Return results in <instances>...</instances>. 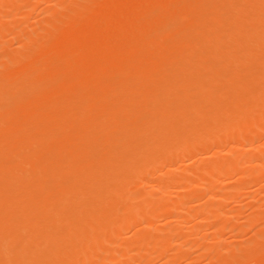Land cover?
Masks as SVG:
<instances>
[{"label": "bare ground", "instance_id": "obj_1", "mask_svg": "<svg viewBox=\"0 0 264 264\" xmlns=\"http://www.w3.org/2000/svg\"><path fill=\"white\" fill-rule=\"evenodd\" d=\"M0 1L3 3V0H0ZM5 1L7 2L12 1L13 3V0H5ZM82 1H86V0H82ZM105 1L103 3L104 5L101 2H99V5L97 6H98V9L101 6H103L102 8H100L101 10L106 5L104 9L107 8L105 10L106 11L105 13L106 15L109 14L108 16L109 19L106 18L107 16H105V19L103 18L99 19L98 15L95 16V14H97L96 11H98L97 8H95L97 6L95 7L93 6L92 8L88 6L87 4L85 5L84 2L80 1L79 7L83 5V7L86 6V8H89L88 10L83 9L80 11L79 16L81 14L83 16V18L82 17H80L81 19L79 18L81 21H78V23L81 22V25L79 24V26H81L80 28L78 27L77 22L76 24V23H73L72 21L71 23H69L71 24V26L62 25L60 27L59 25H57V28L59 26L58 31L56 32L54 29H53L54 31L52 30V32H54L55 34V37H52V39H50L51 36L49 35L50 37L48 38L50 40L49 39L44 40L45 38L42 37L44 38L42 45L41 43H39V46H37V48L36 46L34 48L31 47L35 51H33V49L31 50V48L25 49V51L27 50L29 51L26 52V54H23L25 51L22 54L20 53L19 56H21V58L17 55V57L19 58V61L15 59L14 57L16 55L15 53V55L12 56L10 60H12L11 62L13 63L15 59L19 63H16L15 66L13 65L14 66L13 71L10 68L9 70H6V71L4 70V72H8V73L0 74V264H85L86 260L88 259L87 257L90 255L91 249L96 248L97 246L99 247V244L101 243L104 245V241L106 245L107 241L109 242L110 239L111 241L113 240L111 236L109 235L110 239L108 240L107 238V241H106L105 234L106 232L107 233L109 232L110 228H112V226L110 225H112L113 223L112 224L111 222L110 224L104 223L105 218L108 216L110 209L116 206V205H113V207L111 208V205L115 201L119 200L120 198H123L126 193H130L129 187L131 186L130 184L132 183V181H134V179L138 178L137 180L139 181L141 177L140 175L144 173L145 171L148 172L149 168H152L154 166H155L154 169H156V166H158L157 163H160V167H162V164L164 166V164L167 163L164 166V169L167 168V170L165 169V173L163 174L166 176H169L171 170L175 171L174 168H172L173 167L172 165L175 166V162L177 160L179 161V158H180L179 156L181 154L183 155V153H185V151H187L190 147H192L191 149H196V146H197L196 144H198V146L205 147V145L203 146L201 144L203 142H205L206 144V141H210V139L208 138H211V139L213 138V140H216V138L221 137V136L212 137L213 135L215 134L218 135L219 133L218 130L222 125L220 121L221 117L219 118V116L220 114H222L221 113L222 110L225 109V107H223L222 105L224 104V102L223 103L220 102L221 100L217 98V94L221 97L219 92H221V90L222 91L226 90L224 94H229V96L235 97V101L234 99L231 100L232 102L230 101L231 104H233V101L234 103L237 102L238 97H239V100L241 101L243 98L245 99V97L247 98L249 96L251 97L256 96V94L254 95L252 91H255L256 93L255 89L259 90V88L257 87L260 86L259 85L260 82H257V81L255 82L253 79H257L256 77H258V75H259L258 79L260 78L261 75H264L263 74L264 64L262 65L261 63L262 55H260L261 56V58L259 59L261 60L260 62L257 60L258 58L256 59L254 57L256 61L254 59L253 60L255 61L257 65L253 63L254 61H251L252 62L251 67H254V68L250 69V65H248L249 67L245 65L247 66V68H245V71L250 69L249 73L254 74L255 72V77L254 75H252L251 76L252 81H249L250 83L248 84L245 81H241L243 78H241L240 80V78L237 77V74L239 73V72L237 73V71H239L237 70V68L240 69V67L237 65L239 64V62H237V64L235 62V64L233 65L232 63L229 64L230 63L229 60H228L229 63L226 60L224 63V59L222 58H224L225 54H227V53L223 54L224 53L223 51H225L223 48H226L227 45H229L228 47H230V45H235V46L230 47L232 48V50H234V51L231 50V52L236 51L238 52L237 54L240 55L241 53H239V49L241 50L243 46L247 48L251 46L250 48L252 50V47H253L252 44L260 42L261 39L262 41H264L263 40L264 37H262L264 36L263 34L264 27H262L263 29L259 27L261 26L262 23L264 24V6L262 9L260 8L262 11L259 10L260 13H257L258 19H259L258 21H260L259 22L260 25H258L259 23L257 19L255 21V18L257 17L255 14H254L255 17L252 16L255 22L254 21L252 22L253 18H251L250 15H248L249 17H246L248 19L251 18L250 24L253 23L250 25L251 27L252 25H254V23L256 24L257 22L256 28L259 27L257 32L260 33L262 31L261 32L262 35L260 34L261 36L259 34H256L257 32L253 33V35L255 34L256 39H257V42H254V40L256 41L255 36L254 38H250L253 35H248V34H252V28L250 31L246 27L247 23L246 21L244 23L245 18L243 19L242 17L243 14L245 17V13L244 12L242 14L240 13L243 11L242 8H241L242 11H237L238 14H236L235 12L238 9V5H237L238 1H234L236 3L234 4V3H231V1L226 2L229 0H225V1L224 0L222 1L212 0L213 2L210 0H204L206 3L210 1L209 3L211 5H208L209 3L206 4L203 1L204 4H206L209 7L213 6V4L215 5L214 6L216 7L215 10L217 9L216 18H215V14H214V17L212 18V13H214V11L211 12V10L210 11L207 10L208 7L206 6L205 7L200 6L201 5L200 3H202V0H200L201 2L197 0V3L199 5H196L197 3L195 0H192V2L191 0H143V1L142 0H134V1L129 0V2L131 1L133 2L132 3L133 7L131 8L129 4L128 5L126 4L127 6H129V9H127L128 7L125 8L126 6L125 4L123 5L121 4L122 1L119 2L116 0L115 3H111L112 0L111 1L109 0V1H106L107 4L105 3ZM123 1L125 3L126 0H123ZM193 1H194V4H193ZM260 1H263V0H260ZM134 2L136 5H134ZM241 3L243 2L241 1ZM20 4L18 3V5ZM24 4L28 5L29 1L27 0L26 3ZM192 5L197 6L196 8L198 9L191 8ZM69 6L67 8H69ZM248 7L250 8V6ZM122 8L124 9L121 10ZM202 8H204V10ZM80 9H82V7ZM108 9L110 10L108 11ZM115 9H116V12L118 11L119 14H122L123 11L124 12L122 15H119L118 13L115 12ZM233 9L235 10L234 11L235 15H233L234 13L231 12L233 11ZM244 9L248 10L247 8H244ZM258 9L259 7L255 9V12L256 10L258 12ZM89 10L90 11L92 10L91 13H89ZM130 10H133V11L130 12ZM194 10H197L198 12L200 11L199 13L202 12V14H206V17L208 15L207 13L208 11L209 13L211 12V15H208V18L205 17L206 19H208L206 20L204 18V15L202 17L197 11H194ZM252 10H254V6ZM2 11L0 13H2ZM9 11H6V13H9ZM128 12L130 13V16H126L129 14ZM239 13L242 16H239L240 15ZM250 14H253V13L250 12ZM158 15H160L161 18ZM194 15L197 17H200V19L201 18L203 20L205 19L207 23L211 21L212 22L211 25L215 23L213 27L212 26L208 27L207 26L208 24L206 25L208 29L210 27L212 28L211 30L209 29L208 32L206 33V35H209L208 33L212 34L213 32V35H211V37L209 36L211 38V41L213 40L212 43L209 40H207L208 37H205L203 39L199 37L202 39V40L200 39L201 42L203 40L208 41L207 42L208 45H206L207 43L203 41V45L205 43L204 49L202 48L204 46L201 47V45L200 46L198 45L197 47L203 50V55H198V53L200 52L196 51V49L194 48L195 47L194 43L196 42V39H199L197 38L199 36L198 31L202 28V25L206 24V21H203L201 19L202 25H200L201 27L200 28L198 27V24L201 23V20L199 18L197 19V17L195 18ZM54 16L55 18H58L56 17V15ZM156 16L159 22L156 21ZM238 17L239 18L242 17V18L239 19ZM58 19H55V20L57 21ZM149 19H152L154 20V22L155 21L156 22L151 23L153 21L150 20L149 22ZM212 19L214 20V22ZM13 20L14 19H12V21ZM160 20H161V24L159 26L158 23H160ZM0 21H1V17H0ZM144 21L146 22L148 21L149 22L148 24H152L150 26L153 28L156 26V24L159 26V27L157 26L156 29L150 28V30L151 29L154 30V31L152 30L150 33L153 34L155 32V34L151 36L152 38L150 39L148 37L147 38L145 37L146 40L144 39V35H143V38L141 37L142 35L141 36L139 35V31L143 28L142 23H144ZM241 21L243 22L241 23ZM5 23L8 24V22H5ZM22 23L24 24V22ZM74 24H76L78 28L74 26ZM154 24L155 26H153ZM242 24H244V26L246 25L245 27L247 28V31H250V33L248 34L246 33ZM263 24L262 26H264ZM143 25L146 27L147 24L145 23ZM1 26H2V23L0 24V32H3L4 28H2L3 26L2 27ZM119 27H121L122 29H120ZM206 28H203L204 29L203 32H206ZM214 28H216L215 29L216 31H212L214 30ZM241 28L243 30V32H241L242 34L240 33ZM235 29H239V30H235ZM175 30L177 31L180 30L181 32L179 34L181 37L180 39L182 41L181 44L179 43L180 41L178 40L179 36L178 34H176L177 31ZM226 30L230 33H227ZM237 31L241 34L240 35L241 37L238 35L239 33ZM174 32H175V35L173 34ZM7 33L9 34L10 32H7ZM147 33L149 32L147 31ZM54 34L52 35L54 36ZM123 34L125 35V37L123 36ZM223 34L225 38H226L225 35H227L228 37L227 41L228 39L232 40L231 42L232 44L229 43L225 45L228 42L225 43V40L223 39L224 38ZM228 34L233 37L231 38ZM246 34L248 35V37L246 36ZM107 35L108 36L110 35V37H107ZM145 35L148 36V34H145ZM173 36H176L175 38L178 40L177 44L178 45L180 44V47L177 44L176 46L175 42H173V41H176V39ZM202 36L204 35L202 34ZM212 36L214 38H212ZM234 36L235 37L237 36L236 40ZM172 37L175 40L174 39L172 40ZM101 38L102 40L100 41ZM103 38H105V40L106 38L113 39L116 41V43L110 44L109 41H108L109 43L108 42L106 43ZM194 38H195V42L193 41ZM248 38L251 39L250 42L252 41V44L250 45H249V40H247ZM141 39H144L145 41L149 39L150 45L147 43L148 44L147 46L145 43L147 47L145 46L144 48L145 49L148 48V49H146V52L143 49L142 52L144 53H142L140 50H139L140 52L138 51L136 52V48H138L139 43L142 41ZM113 40L111 42H114ZM144 40L142 41V44ZM169 41H171V43H169ZM222 41L224 42L222 43ZM172 42L174 45L172 44ZM100 43H104L105 45L100 44ZM246 43L248 44V46ZM169 44H171L172 46L171 45L169 46ZM143 45L141 46L139 45V48L142 47ZM222 45L223 47H221ZM173 46L176 47L177 49L172 48L168 51V48L169 47L171 48ZM247 48H243L244 51ZM261 48L263 47L261 46ZM221 51L223 53H220ZM135 52L140 53V54H136ZM227 52L230 53L229 55L230 57H232V59H235L233 57H235L234 55H236L235 54L236 52L231 54L230 49ZM253 52L258 53V51L257 52L253 51ZM197 55L198 57H196ZM221 55L223 57H221ZM251 55L256 56L255 54H251ZM201 58L203 59V61L202 60L201 61L205 62V65L208 64L212 66L211 68L209 67L210 70L207 71V73L209 74L210 72L212 73L213 76L215 74L216 76H214L213 78L214 79L217 78V80L212 79L215 82V85L212 88L213 90L209 89L211 90L209 91L207 89L210 93L208 91L203 90V86L204 88H206V84H204L205 82L203 81H206V80H201V78L203 77V73H206V71L203 72L202 75H199L198 73H196L197 72L196 70L198 71L200 70V68L198 67L201 65L200 64L198 67L195 66L197 64L196 61ZM227 59H230V58L228 57ZM220 60L223 62H221ZM216 62L221 63L220 66H219L220 63L216 65L217 69L219 66L218 71H216L217 74L215 73V70L217 69H215L216 67H214ZM226 62L228 63L229 66L233 65V68L235 67L233 72L230 71L232 66L230 67V69H228V65H226L227 64ZM251 62L249 64H251ZM212 63L214 65H212ZM224 66L227 67L225 68V70H223ZM256 68L257 70H253ZM259 68L261 71L263 70L262 71L263 73L259 71ZM204 69L207 70L208 68L207 69L204 68ZM204 69H202L201 67V70H204ZM240 70H243V69H240ZM224 71L226 73L225 75L226 76L228 75V77L222 74L224 73ZM243 71L240 72V74L242 73L241 75H243ZM218 72L221 73V75H219ZM230 72L232 73V75ZM235 72H236V76H235ZM208 74H205V75L207 76ZM194 75H195V78L193 77ZM245 75L246 76L248 75L247 72H245ZM250 75H248V80H249ZM187 77L189 78L193 77L192 79L190 78L191 82L194 79L193 83L190 82L191 83L190 87H194V89L198 87V89H196V91L193 90V92L191 91L192 93L190 95L187 93L189 95L188 96L189 98L186 97L185 99L183 96V98L180 99L178 97H182V96H179L177 91L181 90L180 87L181 88L184 87L183 85L182 87L181 84H184L183 82H187L186 81ZM208 77L210 76L208 75ZM203 79L205 78L203 77ZM251 82H252V86L254 90L253 89L250 90L251 88L249 89V87H251ZM256 83L258 84L257 86H256ZM234 85L236 86L234 87ZM246 85H248V87H246ZM243 87L245 88L243 89ZM231 88H235V89L233 90ZM228 89H231L229 93L227 92ZM186 90L187 89L184 90V88L182 89V91L184 92ZM241 90L243 94L241 93ZM248 90H250L253 93V95H251L252 93L250 91L248 93ZM188 91L190 90L188 89ZM246 92L247 94H250V93L251 94L249 96L248 95L246 96L245 95ZM222 96L224 98V101H226L225 99H227L228 97L224 96L223 94ZM5 108H6V111L4 110ZM230 109L229 111L228 110L227 111L228 112L232 111ZM246 111H247V114H250L251 112V111L249 112L248 109H246ZM253 111L251 113H254ZM239 112L242 113L243 111H239ZM243 114H246V113H243ZM245 117L246 118L243 121L244 125L242 124L241 125L242 127H240V129L243 130L245 126L246 127L251 126L250 130L255 131L254 123L252 121L251 122L248 121L249 118L247 115H245ZM189 118H191V120L193 118L197 119L198 122L195 120L197 123L193 127L191 126L190 128H186L184 126L180 128L179 124L180 126H182L181 125L182 122L179 123V121L181 120L184 122H188L187 119ZM239 118L244 119L241 116H239ZM252 118H255V115ZM191 120H189L190 123H191ZM224 120L226 122V119ZM232 121L231 123L227 121V124L228 123L232 124ZM177 123H179L178 126H177ZM259 125L261 124L259 123ZM246 130H249V129L247 128ZM243 134L245 135L244 132ZM243 134H240V136H242V139L245 137L243 140L248 141V142L253 141L254 136H256V135H253L252 137V135H249L252 137L251 139V137L249 136L243 137ZM248 137L250 141L248 140ZM213 140L211 141L214 142ZM234 140L233 142L235 143ZM198 142L201 144H199ZM209 144L210 143H208V145ZM189 150L187 152H189ZM253 150H254V147H253ZM255 152H256V148H255ZM240 155L241 153L239 155H234V157L232 158L233 161L231 160V162L228 161L229 159L227 161L225 160L224 162H222L225 164V166L223 165L222 167H221L222 163L220 164L218 162L220 164L219 170L220 168H223V167L228 168L227 171L229 169H231L232 171H234V169L235 170L238 169L240 164L245 161L243 159V156L241 157ZM220 156L222 157V155ZM177 157L178 159H176ZM262 157L264 159V156ZM113 161H119L118 164L121 166H117L118 164L117 165L111 164V162ZM153 163H156L157 165L154 164V166L151 167L150 165H153ZM263 163H264V160L262 164ZM213 165H216L218 167L217 162L216 164L213 163ZM148 166L149 168H147ZM146 168L148 170H146ZM158 168L157 170L159 171H162L163 169V167L161 170L160 168L159 169ZM210 168H211V165H210ZM261 168L263 169L264 166H261ZM164 169H163V172H164ZM211 169H213V166ZM205 170H209V169L206 168ZM173 171L171 172L174 174ZM192 171L194 172V168ZM224 171L227 173L226 169ZM222 173L224 174V172ZM255 175L256 176H253V177L257 178L258 177L257 174ZM210 176H211V173H210ZM142 178L143 177H141V179ZM172 180H167L165 181V183L163 181L160 183L156 182L158 184V188L156 187V189H159V192H162L165 194L168 193L167 191L171 188L170 186H172L171 183L175 182V180L173 181ZM203 180H202L203 182H206L207 178L206 180L205 179ZM138 181H136V183ZM169 181H171V183ZM180 181L181 180L176 181L173 185L175 186V184ZM208 182L209 181H207L205 184H207ZM169 184L171 185L169 186ZM213 188L215 187L213 186ZM200 190L201 192L203 191L202 189ZM210 190L212 191L211 187H210ZM196 191L198 192V190ZM206 192L209 193V191H206ZM206 192L203 191L204 194ZM143 195H144V198H142L141 204L138 203L139 205L127 209L128 218L126 221H131L137 217H144L142 219L144 221V224L146 225L148 221L147 223H145V218H146L145 216L147 214L149 215L151 210L154 212L156 211L155 213H157V211L168 213V212H173L172 210H176L177 208H179L178 201H175V202L173 201L170 203L167 202L166 204L164 203L159 204V202L153 199V195H150V193H148L147 196L146 194H143ZM210 195L211 194H209V197ZM128 196L130 195L128 194ZM130 197H131L130 199H134L132 198L133 196H130ZM130 199H127L126 201L130 203L131 202ZM207 200L209 201V199ZM126 201L123 200L122 202L125 204V206L126 205L130 206L127 204ZM210 201H215V200L212 199ZM180 204H183V203L180 202ZM206 204L208 205L207 202ZM204 207L205 205L203 206L202 209L201 208L200 209L203 210ZM189 212H191V210H189ZM197 213L198 212H195L193 214L191 213V214L192 216L194 215L195 217L197 216ZM204 213L202 211H199L198 215L202 216V214ZM175 214H178V213L175 212ZM118 215L119 214H116V217ZM204 215L206 218L209 215V218H210L211 214L205 213ZM216 215L218 216L219 214H216ZM216 215L214 214L212 216H216ZM111 216L113 215L110 214V216H108L109 220H110L109 217ZM121 216L120 217L118 216V217L120 219L124 218L123 214ZM180 217L181 216H179V218ZM194 217H192L191 219L193 220ZM203 217H199V218L195 217V218L203 219ZM114 218L111 217V219L113 220ZM152 218L154 219V217ZM164 218L166 219V217ZM135 220L136 219H134V221ZM203 220L206 221V219H203ZM119 221L120 220H118V222ZM188 221H185V222H188ZM115 224L116 223L114 222V225ZM149 224L150 223H148V225H146L145 227L151 228V226L149 227ZM114 225L113 227H116ZM128 225H130V223ZM191 226H194V225H191ZM201 226L202 225H200L199 227ZM176 227L178 228V225ZM117 230H121V229H114L113 233L115 231L117 232ZM144 230L145 228L141 229V232L143 231L142 234L139 232L141 235L140 234L137 235L138 233L135 234L136 238L137 236L138 238L141 236L140 237L141 242H144V243L147 242V245H148V242L149 244H151L150 242L152 241H148V240L152 239L154 240L155 244H157L156 245L157 247L160 246V248H162L164 246L165 236H166L165 234L158 235V233L156 232L157 233L156 235L158 236L153 238L150 236V234H148V232L147 233L144 232ZM190 230L192 231V229ZM193 230L195 229L193 228ZM116 232L114 234H116ZM167 232L166 234H170V232L169 233ZM192 234L193 233H191L190 236ZM203 238L201 240H203ZM117 242H114V243H117ZM156 246H154V248H156ZM112 248H116V246ZM97 250L100 251L99 248ZM108 250H111V249H108ZM147 250H149V247ZM116 251L118 250L116 249L115 252ZM102 252L104 253V251ZM147 254L149 255V252ZM126 255L127 254H124V256ZM162 255H165V254H162ZM141 257L144 258L143 255ZM141 257L140 259H142ZM102 258L105 259V257H102ZM119 260L122 261V257L119 258ZM120 261H118L117 263L119 264ZM138 261L140 262V260ZM93 262H96V260ZM103 262H105V260ZM141 263L147 264L146 261H143Z\"/></svg>", "mask_w": 264, "mask_h": 264}, {"label": "rangeland", "instance_id": "obj_2", "mask_svg": "<svg viewBox=\"0 0 264 264\" xmlns=\"http://www.w3.org/2000/svg\"><path fill=\"white\" fill-rule=\"evenodd\" d=\"M5 0H3V3L0 1V10L2 11V13H0V17H1V21H0V24L2 23V28H4V31L3 32H0V35L2 36V34H3V36L1 37L0 36V70L2 71H0L1 73L0 74H5V73H8V72H4V70L6 71V70H9L10 68L12 69V71H13V67L15 66V64L16 63H19L18 61H19V58L17 57V55L19 56V54L21 53H23L24 51H25V49H30L31 47H35L36 46V48H37V46H39V43H41V45H42V43H43V39L44 40H48L49 38L48 37H50L51 36V38L50 39H52V37H55V34H54V32H52V30L54 29L56 32L58 31V29H59V26L61 27L62 25L63 26H71V24H69V23H71V21L73 22V23H78V21H81L80 19V17H82L83 18V16H82V14L79 16V14H80V11L81 10H88L89 8H86V6H84L83 7V5L82 6H80L79 7V5H80V1L81 2H84V4L86 5H88V6H90V7H92L93 8V6L95 7V6H97V5H99V2H101L102 4L104 3V1L103 0H90V1H88V0H86V1H82V0H28L29 1V4L27 5V4H24V3H26V1L27 0H13V3H12V1H9V2H7V1H5ZM15 1V2H14ZM53 1V2H52ZM106 1H109V0H106ZM106 1H105V3H106ZM111 1V0H110ZM115 1L116 0H114V2H113V0L111 1V3H115ZM117 1H122L121 2V4L123 5V4H129V6H130V8L131 7H133L132 6V1H134V0H132L131 2H129V0L127 1H125V3H124V1L123 0H117ZM143 1V0H142ZM196 1V3H197V0H195ZM200 1V0H199ZM204 0H202V3H200L201 5L200 6H203V7H208V9L207 10H211V12H213L214 11V13H212V18L214 17V14H215V18H216V16H217V12H216V10H215V8L216 7H214L215 5L213 4V6H207L206 4H208L210 1H212V0H210V1H208L206 4H204V2H203ZM215 1H217V0H215ZM214 1V2H215ZM222 1V0H221ZM225 1V0H224ZM231 1V3H234V4H236L234 1H238L237 2V5H238V9L235 11L234 9H233V11H231V12H233L232 14L233 15H235V12H236V14H238L237 13V11H242V12H240L241 14L244 12L245 13V17H244V14H243V16L240 14L239 16H242L243 17V19L245 18V20H244V23H245V21H246V23H247V28L251 31V28H252V34H248V33H250V31H247V28L244 26V24H242V26L244 27V30L246 31V33L248 34V35H253V33L255 32H257V30L259 29V27H261V29H263L262 27H264V26H262V24H261V26H259V27H257L256 28V25H257V22H256V24L254 23V25H252V27L250 26L251 24H253V23H251L250 24V20H251V18H253L252 16H254L255 17V15L257 16L256 18H255V21H256V19H257V21L259 20L258 19V15H257V13H260L259 12V10H261L262 8H263V4L264 3H262V2H264V0L263 1H260V0H229V1H226V2H230ZM240 1V2H239ZM241 1L243 2V3H241ZM260 1V2H259ZM20 2H21V4H20ZM37 2V3H36ZM75 2V3H74ZM87 2V3H86ZM127 2H129V3H127ZM137 2V1H136ZM140 2V1H139ZM191 2H192V0H191ZM201 2V1H200ZM213 2V1H212ZM18 3L20 4V5H18ZM39 3V4H38ZM64 3V4H63ZM89 3V4H88ZM97 3V4H96ZM230 3V4H231ZM248 3V4H247ZM23 4V5H22ZM35 4V5H34ZM70 6H69V5ZM82 4V3H81ZM107 4V3H106ZM109 4H110V2H109ZM138 4V3H137ZM141 4V3H140ZM193 4H194V1H193ZM203 4V5H202ZM246 4V5H245ZM262 4V5H261ZM39 5V6H38ZM75 7H74V6ZM104 5V4H103ZM121 5V6H122ZM125 6V8H127V9H129V6ZM134 5H136L135 4V2H134ZM142 5H143V3H142ZM196 5H199L198 3L196 4ZM208 5H211L210 3L208 4ZM217 5V4H216ZM240 5V6H239ZM254 6V10H252L253 9V6ZM24 6V7H23ZM58 6V7H57ZM59 6H61V7H59ZM69 6V8H67ZM106 6V5H105ZM105 6H104V8H105ZM121 6H120V8H121ZM191 6V5H190ZM195 8H194V7ZM199 6V7H200ZM242 6V7H241ZM243 6H245V7H243ZM247 6V7H246ZM248 6H250V8L248 7ZM262 6V7H261ZM82 7V9H80ZM103 6H101L100 8H102ZM136 7V6H135ZM197 6H195V5H192V7L191 8H193V9H198V8H196ZM212 7H214V8H212ZM240 7V8H239ZM257 7H259V9H258V12H257V10H256V12H255V9L257 8ZM35 8V9H34ZM65 8H67V9H65ZM95 8H97V10L98 11H96V13L97 14H95V16L96 15H98V17H99V19L100 18H103V19H105V16H107L106 18L107 19H109L108 18V16H109V14L108 15H106V9H101L100 10V8L98 9V6L97 7H95ZM120 8H118V9H120ZM237 8V7H236ZM241 8H242V10H241ZM244 8H247L248 10H246V9H244ZM261 8V9H260ZM18 9V10H17ZM74 9V10H73ZM80 9V10H79ZM124 8H122L121 10H123ZM203 10H204V8H202ZM10 10V11H9ZM17 10V11H16ZM110 9H108V11H109ZM0 11V12H1ZM6 11H9V13H6ZM14 11V12H13ZM92 11V10H91ZM91 11L89 10V13H91ZM131 11H133V10H130V12ZM194 11H197V10H194ZM202 11V10H201ZM209 11L207 12L208 13V15H211V12L209 13ZM235 11V12H234ZM246 11H248V12H246ZM251 13H253V14H250V12ZM253 11V12H252ZM262 11V10H261ZM52 12V13H51ZM54 12H55V14H54ZM84 12H86V11H84ZM88 12V11H87ZM102 12V13H101ZM111 12H113V11H111ZM115 12H116V9H115ZM124 12V11H123ZM123 12H122V14H123ZM198 12V11H197ZM196 12V13H197ZM200 12V11H199ZM198 12V13H199ZM27 13V14H26ZM51 13V14H50ZM57 13V14H56ZM93 13H95V12H93ZM104 13V14H103ZM116 13H118V11L116 12ZM129 13V12H128ZM203 13H204V11H203ZM249 13V14H248ZM50 14V15H49ZM111 14V13H110ZM119 14V13H118ZM122 14H119V15H122ZM195 14V13H194ZM202 17H203V15H204V18L206 17V14H202V12L201 13H199ZM246 14H247V16H246ZM255 14V15H254ZM11 15V16H10ZM35 15V16H34ZM54 15H56V17H58V18H55V16ZM63 15V16H62ZM67 15V16H66ZM77 15V16H76ZM88 15V14H87ZM92 15V14H91ZM156 15V14H155ZM154 15V16H155ZM192 15H193V13H192ZM197 15V14H196ZM208 15H207V17L206 18H208ZM233 15H232V17H233ZM248 15H250L251 16V18H246V17H249ZM28 16V17H27ZM34 16V17H33ZM126 16H130V13L128 14V15H126ZM126 16H124V17H126ZM153 16V17H154ZM160 18H161V16L160 15H158ZM236 16H238V15H236ZM70 17V18H69ZM98 17H97V19H98ZM119 17V16H118ZM123 17V16H122ZM194 17L196 18L197 16H195L194 15ZM211 17V16H210ZM242 17H240V18H242ZM259 17H260V15H259ZM20 18V19H19ZM80 18V19H79ZM151 18H152V16H151ZM160 18H158V19H160ZM200 19V17H197V19ZM205 18V19H206ZM214 18V19H215ZM239 18V17H238ZM239 18V19H240ZM7 19V20H6ZM12 19H14L13 21H12ZM55 19H58L57 21L55 20ZM153 19H155V18H153ZM202 19V18H201ZM200 19V20H201ZM203 20V21H206V20H208V19H206V20ZM247 19V20H246ZM18 20V21H17ZM59 20H61V21H59ZM148 20V19H147ZM150 20L151 21H153V22H151V23H155L156 21H158L157 20V16H156V21L154 22V20H152V19H149V22H150ZM162 20V19H161ZM161 20H160V23H158L159 24V26H160V24H161ZM200 20H199V22H200ZM202 20H201V23L200 24H198V27H200V25H202ZM211 20V19H210ZM213 20V19H212ZM8 22V24L7 23H5V22ZM10 21V22H9ZM36 21V22H35ZM69 21V22H68ZM97 21V20H96ZM99 21V20H98ZM248 21V22H247ZM254 21V18H253V20H252V22ZM254 21V22H255ZM22 22H24V24L22 23ZM54 22V23H53ZM65 22H67V23H65ZM100 22V21H99ZM105 22V21H104ZM148 21L146 22V21H144V23H142V29L139 31V35L143 38V35H144V39H145V37L147 38H152L151 36H153L154 34H155V32L153 33V34H151L150 32L153 30V29H156L157 28V24H156V26H155V24L153 25V26H155L154 28L153 27H151L150 25H152V24H148L149 23ZM159 22V21H158ZM213 22H214V20H213ZM243 21H241V23H242ZM260 21H258V23H259ZM33 23V24H32ZM76 23V24H77ZM103 23V22H102ZM101 23V24H102ZM107 23V22H106ZM147 24L146 25V27L143 25V24ZM204 23V22H203ZM210 23V24H209ZM209 23H207V21H206V24L205 25H202V28L198 31L199 33V36L197 37V38H199V37H201L202 39L203 38H205V37H208L207 38V40H209L211 43H212V41H211V35H213V32H212V34H210V33H208L209 35H206V33L208 32V30L210 29H212L211 27L208 29V27L209 26H214V24L213 25H211V21L209 22ZM19 24V25H18ZM76 24H74V26H76ZM79 24L81 25V22H79L78 23V27L80 28L81 26H79ZM208 24V25H207ZM249 24V25H248ZM30 25V26H29ZM35 25V26H34ZM52 25V26H51ZM57 25H59L58 26V28H57ZM104 25H106V24H104ZM208 27H207V26ZM258 25H260V23L258 24ZM264 25V24H263ZM6 26V27H5ZM8 26H9V28H8ZM55 26H56V28H55ZM72 26H73V24H72ZM158 26V27H159ZM248 26H250V27H248ZM256 28H254V27ZM35 27V28H34ZM77 27V26H76ZM75 27V28H76ZM77 27V28H78ZM145 27V28H144ZM149 27V28H148ZM207 27V28H206ZM5 28H6V30H5ZM29 28V29H28ZM120 29H122L121 27H119ZM118 28V29H119ZM150 28H153V29H151L150 30ZM203 28H206V32H203L204 31V29ZM246 28V29H245ZM10 29V30H9ZM27 29V30H26ZM57 29V30H56ZM216 28H214V30H212V31H216L215 30ZM253 29H255V30H253ZM14 32H13V31ZM19 30V31H18ZM24 30V31H23ZM53 30V31H54ZM143 30V31H142ZM235 30H239V29H235ZM17 31V32H16ZM38 31V32H37ZM50 31V32H49ZM147 31L149 32V33H147ZM154 31V30H153ZM175 31H177V30H175ZM202 33H201V32ZM7 32H10L9 34L7 33ZM177 32H179V33H177ZM176 32V34H178V40H180L179 41V43L181 44V37H180V30L179 31H177ZM210 32V31H209ZM226 32L227 33H230V32H228L227 30H226ZM233 32H235V31H233ZM232 32V33H233ZM238 32V31H237ZM237 32H236V34H237ZM241 32H243V30H242V28H241V30H240V33ZM262 32V31H261ZM256 33V34H261L262 35V33ZM22 33V34H21ZM54 34V36L52 35V34ZM115 33V32H114ZM148 34V36L147 35H145V34ZM205 33V34H204ZM231 33V34H232ZM239 33V32H238ZM238 34L239 36L242 34ZM14 34V35H13ZM19 34V35H18ZM47 34V35H46ZM116 34V33H115ZM174 35H175V32L173 33ZM201 34V35H200ZM202 34L204 35V36H202ZM216 34V33H215ZM224 34H226V33H224ZM224 34H223V37H224ZM234 34V33H233ZM243 34H245V33H243ZM246 34V36L248 37V35ZM264 34V33H263ZM11 35V36H10ZM21 35V36H20ZM46 35V36H45ZM50 35V36H49ZM113 35V34H112ZM150 35V36H149ZM229 35V34H228ZM260 35V36H261ZM14 36V37H13ZM17 36V37H16ZM20 36V37H19ZM123 36L125 37V35L123 34ZM127 36V35H126ZM182 36V35H181ZM210 36V37H209ZM226 36V38L224 37H222L224 40H225V43L226 42H228V43H226L225 45H227V44H232L231 42H232V40H230V39H228V41H227V35H225ZM230 36V35H229ZM245 36V35H244ZM254 36H255V34L253 35V36H249L250 38H254ZM258 36V35H257ZM9 37V38H8ZM42 37H44V38H42ZM107 37H110V35L108 36L107 35ZM112 37V36H111ZM118 37V36H117ZM174 38L176 37V36H173ZM172 37V40L174 39ZM221 37V36H220ZM231 38L233 37V36H230ZM241 37V36H240ZM262 37H264V36H262ZM113 38V37H112ZM201 38H199V39H196V42H195V38L193 39V41L195 42L194 43V45H195V49H196V51L197 52H200V53H198V55H203V50L202 49H200V48H197L198 47V45L200 46L201 45V47L202 46H204V47H202L203 49L205 48V43H207L208 41L206 40V41H204L205 43H204V45H203V41L201 42ZM210 38V39H209ZM212 38H214L213 36H212ZM234 38H235V40H236V38H237V36L235 37L234 36ZM239 38V37H238ZM246 38V37H245ZM250 38H248L247 40H249V45L250 44H252V41L250 42ZM260 38V37H259ZM17 41H16V40ZM49 39V40H50ZM104 39V41L107 43L108 41L110 42V44H112V43H116V41L115 40H113V39H108V38H106V40H105V38H103ZM118 39V38H117ZM144 39H141L142 41L144 40ZM149 39H147V41H145L144 40V42H143V44H142V41L139 43V45L141 46V45H143L142 47H140L139 48V45H138V48H136V52L138 51V52H142L143 51V49L145 50V52H146V49H148V48H144L146 45L148 46V44H149ZM176 39V38H175ZM174 39V40H175ZM201 39V40H200ZM240 39V38H239ZM255 39H256V36H255ZM2 40V41H1ZM36 40V41H35ZM37 40H39V41H37ZM102 40V38L100 39V41ZM114 41V42H111V41ZM120 40V39H119ZM178 40L176 39V41H173V42H175V45L177 44V42H178ZM198 40V41H197ZM234 40V39H233ZM238 40V39H237ZM254 40V39H253ZM264 40V39H263ZM41 41V42H40ZM239 41V40H238ZM260 41V40H259ZM31 42V43H30ZM35 42V43H34ZM45 42V41H44ZM108 42V43H109ZM173 42H172V44H173ZM197 42H198V44H197ZM224 41H222V43H223ZM236 42V41H235ZM254 42H257V39H256V41L254 40ZM253 42V43H254ZM263 44H261V43ZM260 42H258V43H254V44H252V50L253 51H258V53H254L252 50H251V46H249L248 48L247 47H245V46H243V48H247V49H245V51H244V49L242 48L241 50L243 51H241L240 49H239V53H241L240 55L242 56H240V55H238L237 53L238 52H231V50H232V48H230L231 46H235V45H230V47H228L229 45H227L226 46V48H223L225 51H223V49H222V51L224 52H220V53H223V54H225V53H227L228 54V56H227V54H225V57L224 58H222V59H224V63H225V61L227 60V62H228V60H229V64H235V62H236V64H237V62H239V64H237L239 67H240V69H243L244 71H245V68H247V66L248 65H250V69H252V68H254V67H251L252 66V62L251 61H254L255 60V58L260 62L261 60H259L260 58H261V56L260 55H262V61L264 62V41H262V39H261V41ZM145 43H146V45H145ZM148 43V44H147ZM169 43H171V41H169ZM193 43V42H192ZM200 43V44H199ZM220 43H221V41H220ZM237 43V42H236ZM100 44H103V45H105L104 43H100ZM180 44L178 45L179 47H180ZM235 44V43H234ZM247 44V43H246ZM256 44V45H255ZM150 45V44H149ZM171 44H169V46H170ZM174 45V44H173ZM176 45V46H177ZM197 45V46H196ZM206 45H208V43L206 44ZM221 45V44H220ZM255 45V46H254ZM259 45V46H258ZM44 46V45H43ZM102 46V45H101ZM146 46V47H147ZM172 46V45H171ZM210 46V45H209ZM247 46H248V44H247ZM261 46L263 47V48H261ZM221 47H223V45L221 46ZM225 47V46H224ZM33 48H31V50L33 49ZM35 48V49H36ZM39 48V47H38ZM172 48H176V47H169L168 48V51L170 50V49H172ZM210 48V47H209ZM234 48V47H233ZM250 48V49H249ZM177 49V48H176ZM199 49V50H198ZM208 49V48H207ZM227 49V50H226ZM230 49V52H231V54L232 53H235L236 55H234L235 57H233V58H235V59H232V57H230V53L229 52H227L228 50ZM140 50V51H139ZM166 50H167V48H166ZM202 50V51H201ZM237 50V49H236ZM250 50H251V52H250ZM7 51V52H6ZM29 50H27V51H25L23 54H26V52H28ZM33 51H35L34 49H33ZM220 51V50H219ZM232 51H234V50H232ZM32 52V51H31ZM135 52V53H136ZM201 52H202V54H201ZM244 52H246V53H244ZM259 52H260V54H259ZM13 53V54H12ZM15 53H16V55H15ZM142 53H144V52H142ZM136 54H140V53H136ZM251 54H255L256 56H253V55H251ZM258 54V55H257ZM15 55V56H14ZM28 55V54H27ZM198 55L196 56V57H198ZM238 55V56H237ZM12 56H14L15 57V59H17L18 61H16L15 59H14V61H13V63L11 62L12 60H10L11 58H12ZM233 56V55H232ZM260 56V57H259ZM17 57V58H16ZM20 58H21V56H19ZM23 57H24V55H23ZM23 57H22V59H23ZM221 57H223L222 55H221ZM229 57L230 59H227V58ZM255 57V58H254ZM200 58V57H199ZM219 58V57H218ZM226 58V59H225ZM220 59V58H219ZM242 59V60H241ZM251 59V60H250ZM254 59V60H253ZM200 60V61H199ZM199 60H197L196 62H197V64H196V62H195V66H199L200 64V66L198 67V68H200V73H199V71L198 70H196L195 72L196 73H198L199 75H202V73L203 72H205L206 71V73H203V77L205 78V79H203V77L201 78V80H206V81H203V82H205L204 84H206V88H204V86H203V90H205V91H208L209 89H211V90H213L212 88L214 87V85H215V82H214V80H217V78H213L214 76H216L215 74H214V76L212 75V73H210L209 72V74L207 73V71H209L210 69H209V67L211 68L212 66L211 65H208V64H206L205 65V62H202L203 61V59L201 58V59H199ZM202 60V61H201ZM16 61V62H15ZM199 61V62H198ZM221 61V60H220ZM256 61V60H255ZM255 61L253 62V63H255ZM257 61V62H258ZM261 61V63H262V65L264 64L263 62ZM203 64H202V63ZM221 62H223V61H221ZM226 62V63H227ZM248 62V63H247ZM251 62V64H249ZM5 63V64H4ZM199 63V64H198ZM215 63V62H214ZM220 62H216V64H215V66L214 67H216V65L217 64H219ZM228 63L226 64V65H228ZM209 64H211V63H209ZM256 64V63H255ZM14 65V66H13ZM204 65V66H203ZM212 65H214L213 63H212ZM221 65V63L219 64V66ZM223 65V64H222ZM225 65V64H224ZM233 65H228V69H230V67L232 66V68H233ZM245 65H247V66H245ZM257 65V64H256ZM219 66H218V69H219ZM238 66H236V67H238ZM254 66V65H253ZM260 66V65H259ZM201 67H202V69H204V68H208L207 70H201ZM222 67V66H221ZM249 67V66H248ZM258 67V66H257ZM261 67V66H260ZM263 67H264V65H263ZM224 68V69H223ZM223 68H221V69H223V70H225V68H227L226 66H224ZM231 68V72H233V70L235 69V67L232 69ZM262 68V67H261ZM195 69H196V67H195ZM194 69V70H195ZM215 69H217V67L215 68ZM214 69V70H215ZM218 69L217 70H215V73L217 74V72L216 71H218ZM239 68H237V70H239V71H237V77L238 78H240V80H241V78H243L241 81H245V82H247V84L248 83H250L249 81H252V79H251V76L252 75H254V77H255V72H254V74H251V73H249V70H247V71H245V72H247V74L248 75H250L249 76V80H248V75L246 76L245 75V72L243 71V70H240ZM264 69V68H263ZM213 70V71H214ZM222 70V71H223ZM227 70V69H226ZM253 70H257V68L256 69H253ZM212 71V72H213ZM243 71V75H241L240 74V72H242ZM259 71L260 72H262L261 70H260V68H259ZM259 71H258V73H259ZM10 72H11V70H10ZM194 72V73H195ZM230 72V73H231ZM219 73V72H218ZM257 73V74H258ZM263 73V72H262ZM205 74H208L210 77H208V75L206 76ZM224 76H226L225 74V71H224V73H222ZM264 74V73H263ZM193 75V74H192ZM196 75V74H195ZM195 75L193 76L194 78H195ZM206 77H205V76ZM219 75H221V73H219ZM231 75H232V73H231ZM260 75H261V73H260ZM230 76V75H229ZM234 76V75H233ZM235 76H236V72H235ZM240 76V77H239ZM245 76V77H244ZM264 75H261L260 76V78L258 79V77H259V75H258V77H256L257 79H253L255 82L257 81V82H260L259 83V85L262 87H257V88H259V90L258 89H255L256 90V93H255V91H252L253 93H254V95L256 94V96H253V97H251V96H249L252 92L250 91V90H252L253 89V86H252V82H251V87H249V89L250 90H248V93H249V91L251 92L250 94H247V92H246V96L248 95L249 97H245V99L243 98L242 100L244 101H240L239 100V97H238V100H237V102H235L234 103V101H235V97L234 96H229V94H224L225 93V91L223 90H221V92H219V94L221 95V97L217 94V98L219 99V100H221L220 102H224V104H222L223 105V107H225V109H223L222 110V114H220V116H219V118H220V121H221V124L223 125H221V127L219 128V133L221 134H219L218 132V135L217 134H215V135H213L212 137H214V136H221L220 138H216V140H213V138L211 139V138H208V139H210V141H206V144H205V142H203L202 144L201 143H199V144H201V145H205V147H201V146H198V144H196L197 146H196V149H191L192 147H190L189 149L191 150H189V152H187V151H185V153H183V155L181 154L179 157L181 158H179V161L177 160L176 162H175V166L174 165H172L173 167L172 168H174V170L175 171H173V170H171V171H173L174 172V174L170 171V175L169 176H166V175H164L163 173H165V169L167 170V168H165L164 169V166L167 164H164V166H163V164H162V167H163V169H164V172H163V169H162V167H160V163H157L158 164V166H156V169H154L155 168V166H154V164H156V163H153V165H150L151 167L152 166H154V167H152V168H149V166L147 167V168H149V170L146 168V170H148V172L147 171H145L144 173H142L140 176L141 177H143L142 179H141V177H140V180L138 181L137 179L138 178H136V179H134V181H132V183L130 184L131 186V188L129 187V189H130V193H126L125 195H124V197L123 198H120L119 200H117V201H115L112 205H111V208L113 207V205H116L115 207H113L112 209H110V212H109V214H108V216H110V214H112L114 217H116V214H119L118 216L120 217L122 214L124 215V218H122V219H120L118 216L116 217V218H114L113 216H111L112 218H114V220L113 219H111V217H109L110 218V220L108 219V216L105 218V222L104 223H107V224H110V222H111V224L112 225H110V226H112V228H114V229H121V230H117V232H116V234H114L113 233V230L114 229H112V228H110V230H109V232L107 233L106 232V234L108 235H106L105 234V236H106V241H107V238H108V240L110 239V237H109V235L111 236V238L113 239L112 241H111V239H110V243L107 241L106 243V245H105V241H104V245L101 243V244H99V247L97 246L96 248L98 249L99 248V250L100 251H98L96 248H93V249H91V251H90V255L87 257L88 259L86 260V263L87 264H94V263H96V264H118L117 262L118 261H120L119 260V258H121L122 257V261H120L119 262V264L121 263V264H144V263H141V262H143V261H146V263L147 264H263V262H264V168L262 169L261 168V166H264L263 164H262V162H263V157L262 156H264V111H262V110H264V82H263V80H264V77H263ZM193 77H190L191 79L193 78ZM208 77V78H207ZM219 77V76H218ZM226 77H228V75L226 76ZM231 77V76H230ZM188 78L189 77H187L186 79V81L187 82H183L184 84H181V86L184 88V90L185 89H187L186 91H188V89L190 90V91H188V92H184V91H182V89L183 88H181L180 87V91L178 90L177 92H178V94H179V96H182V97H178V98H180V99H182L183 98V96H184V98L186 99V97H188L192 92H193V90H195L196 91V89H198V87L197 88H195L194 89V87H190L191 85V83H193L194 81V79L192 80V82H191V79L189 78V80H188ZM222 78H223V76H222ZM233 78V77H232ZM231 78V79H232ZM253 78V77H252ZM212 79H214V80H212ZM221 79V78H220ZM234 79V78H233ZM237 79V78H236ZM235 79V80H236ZM219 80V79H218ZM261 80H262V82H261ZM239 81V80H238ZM238 81H237V83H238ZM188 82H189V84H188ZM191 82V83H190ZM243 83V82H242ZM189 85V86H188ZM195 85V84H194ZM213 85V86H212ZM242 85V84H241ZM258 84L256 83V86H257ZM193 86V85H192ZM236 85H234V87H235ZM245 86V85H244ZM188 87V88H187ZM242 87V86H241ZM246 87H248V85H246ZM227 88V87H226ZM226 88H224V89H226ZM240 88V87H239ZM245 87H243V89H244ZM255 88V87H254ZM208 89V90H207ZM231 89H235V88H231ZM231 89H228V93L230 92V90ZM248 89V88H247ZM211 90H209V91H211ZM254 90V89H253ZM261 90H263V91H261ZM192 91V92H191ZM194 91V92H195ZM208 91V92H209ZM245 91V90H244ZM258 91V92H257ZM181 92V93H180ZM233 92V91H232ZM231 92V93H232ZM185 93V94H184ZM189 95H188V94ZM210 93V92H209ZM230 93V94H231ZM241 93H242V90H241ZM245 93V92H244ZM253 93L251 94V95H253ZM222 94L224 95V96H226V97H228L227 99H225L226 101H224V98H223V96H222ZM243 94V93H242ZM232 95V94H231ZM250 97H251V99H250ZM189 98V97H188ZM223 98V99H222ZM230 98V99H229ZM249 98V99H248ZM234 99V101H233V104H231V100H233ZM237 99V98H236ZM241 99V98H240ZM261 101H260V100ZM229 100V101H228ZM231 101V102H230ZM229 102V103H228ZM240 102V103H239ZM242 102V103H241ZM226 103H227V105H226ZM239 103V104H238ZM247 103V104H246ZM230 104V105H229ZM231 105H232V107H231ZM253 105V106H252ZM250 106V107H249ZM228 107V108H227ZM234 107V108H233ZM231 108V109H230ZM237 108V109H236ZM240 108H241V110H240ZM244 108H246V109H248V111L250 112H252L253 110V112L254 113H251L250 112V114H247V111H246V109H244ZM7 109H8V107H7ZM229 109L230 110H232V111H230V112H228L229 111ZM243 109V110H242ZM5 111H6V108L4 109ZM228 110V111H227ZM239 111H243L242 113H240ZM246 111V112H245ZM237 114V116H236V114ZM230 113V114H229ZM243 113H246V114H243ZM226 116H224V115ZM251 114H252V116H251ZM245 115H247L248 116V118H249V122H253L254 123V125L256 126H254V130L255 131H253V130H250L251 129V126H249V127H246L245 126V128L247 129H249V130H246L245 128L242 130V129H240V127H242L241 125L243 124L244 125V123H243V121L245 120ZM255 115V118H252L253 116ZM235 116V117H234ZM239 116H241L242 118H244V119H240L239 118ZM222 117H223V119H222ZM192 118V117H191ZM191 118H189V119H187V121L189 122H184V121H179V123H181V125L182 126H180V124L179 123H177V126H178V124H179V127L180 128H182V127H186V128H190L191 126L193 127V126H195V124L198 122L197 121V119H192L191 120ZM227 118H228V120H227ZM235 118H236V120H235ZM251 118V119H250ZM262 118V119H261ZM224 119H226V122H225V120ZM189 120H191V123H190V121ZM197 122H196V121ZM233 120V121H232ZM185 121H186V119H185ZM222 121H224V122H222ZM227 121L228 122H230L231 123V121H232V124H233V126H232V124H230V123H228L227 124ZM237 121V122H236ZM185 123V124H184ZM188 123V124H187ZM234 123H235V125H234ZM259 123L261 124V125H259ZM187 125V126H186ZM238 125V126H237ZM226 126V127H225ZM234 128V129H233ZM257 128V129H256ZM240 129V130H239ZM260 129V130H259ZM232 130V131H231ZM237 130V131H236ZM222 131V132H221ZM235 131V132H234ZM232 132V133H231ZM238 132V133H237ZM243 132L245 133V135L243 134ZM216 133V132H215ZM226 134V135H225ZM240 134H243V137L244 136H249V135H252V137H253V135H256V136H254V138H253V141H250V139H249V137H251V136H249L248 137V140L250 141V142H248V141H245V140H243L242 139V136H240ZM260 135V136H259ZM232 137V138H231ZM252 137H251V139H252ZM219 139V140H218ZM225 139V140H224ZM235 139V140H234ZM238 139V140H237ZM211 140H213L214 142H212ZM233 140L235 141V143L233 142ZM240 140V141H239ZM202 142V141H201ZM218 144H216V143ZM252 142V143H251ZM208 143H210L209 145H208ZM213 143V144H212ZM221 143V144H220ZM227 143V144H226ZM233 143V144H232ZM239 143V144H238ZM250 143V144H249ZM253 146H252V145ZM224 145V146H223ZM219 146V147H218ZM262 146V147H261ZM225 147V148H224ZM228 147H229V149H228ZM253 147H254V150H253ZM261 147V148H260ZM194 148V147H193ZM255 148H256V152H255ZM251 149V150H250ZM258 149H259V151H258ZM247 150V151H246ZM246 151V152H245ZM237 152H238V154H237ZM242 152H243V154H242ZM250 152V153H249ZM255 152V153H254ZM233 153H234V155H239L240 153H241V157L243 156V159L245 160L243 163H241L240 164V166H239V168L238 169H234V171H232L231 169H229L228 171H227V169L228 168H225V167H223V168H220V170H219V165L222 163V162H224L225 160L227 161L228 159V161H230L231 162V160H232V158L234 157V155H233ZM193 154V155H192ZM185 155V156H184ZM220 155H222V157L220 156ZM232 155H233V157H232ZM247 155V156H246ZM260 155V156H259ZM184 156V157H183ZM208 156V157H207ZM224 156V157H223ZM212 158V159H211ZM218 158H220V159H218ZM225 158V159H224ZM257 158V159H256ZM176 159H178V157L176 158ZM175 159V160H176ZM184 159V160H183ZM251 159V160H250ZM174 160V161H175ZM221 160V161H220ZM241 160V159H240ZM183 161V162H182ZM233 161V160H232ZM242 161V160H241ZM114 162H116V163H114ZM118 162L119 161H113V162H111V164H118ZM212 162V163H211ZM216 162H217V164H218V167L216 166V165H213V163L214 164H216ZM220 164H219V163ZM178 163V164H177ZM208 163H209V165H208ZM156 164V165H157ZM228 164V163H227ZM243 164V165H242ZM178 165H180V166H178ZM192 165V166H191ZM210 165H211V168H212V166H213V169H211L210 168ZM225 166V164L224 163H222V165H221V167L222 166ZM246 165V166H245ZM257 165V166H256ZM117 166H121V165H117ZM208 166V167H207ZM160 168V170L162 169V171H159V170H157V168ZM176 167H177V169H176ZM207 169H209V170H205L206 168ZM215 167V168H214ZM217 167V168H216ZM248 167V168H247ZM158 168V169H159ZM182 168V169H181ZM189 168V169H188ZM193 168H194V172L192 171L193 170ZM240 168H241V170H240ZM151 169V170H150ZM203 169V170H202ZM216 171H215V170ZM226 169V171H227V173L224 171ZM263 170V171H262ZM153 171V172H152ZM202 171V172H201ZM212 171V172H211ZM219 171V172H218ZM232 171V172H231ZM240 171V172H239ZM204 172V173H203ZM205 172H207V173H205ZM211 173V176H210V173ZM222 172H224V174L222 173ZM238 172V173H237ZM146 173V174H145ZM154 173V174H153ZM192 173V174H191ZM194 173V174H193ZM200 173V174H199ZM221 173V174H220ZM226 173V174H225ZM234 173V174H233ZM150 174V175H149ZM178 176H177V175ZM201 174H203V175H201ZM235 174H237V175H235ZM243 174V175H242ZM255 174H257V178L256 177H253V176H256ZM145 175V176H144ZM180 175V176H179ZM218 177H217V176ZM225 175V176H224ZM231 175V176H230ZM234 175V176H233ZM150 176H151V178H150ZM174 176V177H173ZM176 176V177H175ZM188 176V177H187ZM195 176H197V177H195ZM213 176V177H212ZM221 176V177H220ZM233 176V177H232ZM253 178H252V177ZM179 177V178H178ZM204 177V178H203ZM217 177V178H216ZM224 177V178H223ZM226 177V178H225ZM185 178V179H184ZM205 179L206 180V178H207V181H209L207 184H205L206 182H203L204 180L203 179ZM221 178H223V179H221ZM175 180V182L176 181H178V180H181L180 182H178V183H176L175 184V186L173 185L175 182H172L171 183V181H169L171 184H172V186H170L171 184H169V186L171 187L167 192L168 193H162V192H159V189H156V187L158 188V184L157 183H160V182H164L165 183V181H167V180ZM177 179V180H176ZM187 179V180H186ZM209 179V180H208ZM211 179V180H210ZM245 179H246V181H245ZM254 179H255V181H254ZM157 180V181H156ZM172 180V181H173ZM203 180V181H202ZM240 180V181H239ZM136 181H138L137 183H136ZM133 182H135L136 183V185H135V183H133ZM148 182V183H147ZM157 182V183H156ZM182 182V183H181ZM196 182V183H195ZM214 184H213V183ZM154 183V184H153ZM132 184H133V186H132ZM186 184V185H185ZM188 184V185H187ZM203 184V185H202ZM135 185V186H134ZM185 185V186H184ZM190 185V186H189ZM210 185V186H209ZM247 185V186H246ZM137 186V187H136ZM177 186V187H176ZM189 186V187H188ZM202 186H204V187H202ZM213 186L215 187V188H213ZM133 187V188H132ZM176 187V188H175ZM201 187V188H200ZM207 187V188H206ZM210 187H211V189H212V191L210 190ZM175 188V189H174ZM193 188V189H192ZM197 188V189H196ZM199 188V189H198ZM238 188V189H237ZM239 188H241V189H239ZM141 189V190H140ZM151 189H153V190H151ZM188 189V190H187ZM195 189V190H194ZM200 189H202L203 191H209V193L208 192H206L205 194L203 193V191L201 192V190ZM208 189V190H207ZM196 190H198V192L196 191ZM200 190V191H199ZM132 191V192H131ZM134 191H135V193H134ZM194 191V192H193ZM196 191V192H195ZM210 191H211V193H210ZM236 191V192H235ZM127 192V191H126ZM138 192H139V194H138ZM150 193V195H153V199L154 200H156L157 202H159V204H166L167 202L168 203H170V202H175V201H178V203H179V208H177L176 210H172L173 212H168V213H163V212H159V211H157V213H155L154 211H150V213H152V214H150L149 213V215L147 214L145 217V223H147V221H148V223H150L149 224V227L151 226V228H146L145 226L146 225H148V223L145 225L144 224V221H143V219L142 218H144V217H137V218H134V219H136L135 221H134V219L133 220H131V221H126L127 220V218H128V213H127V209L128 208H132V207H134V206H137V205H139V204H141V200H142V198H144V195L143 194H146V196H147V194L148 193ZM201 192V193H200ZM214 192V193H213ZM133 193V194H132ZM152 193V194H151ZM158 193V194H157ZM171 193H173V194H171ZM196 193V194H195ZM128 194L130 195V196H133L132 198H134V199H130L131 197L130 196H128ZM163 195V197H162V195ZM166 196H165V195ZM207 194V195H206ZM209 194H211L210 195V197H209ZM141 195V196H140ZM202 195H203V197H202ZM127 196V197H126ZM161 196V197H160ZM201 196V197H200ZM213 196V197H212ZM225 196V197H224ZM169 198V200H168V198ZM171 197V198H170ZM199 197V198H198ZM206 197V198H205ZM209 197V198H208ZM220 197V198H219ZM135 198H137V199H135ZM180 198V199H179ZM188 198V199H187ZM218 198V199H217ZM127 199H130V203L129 202H127L126 200ZM160 201H159V200ZM207 199H209V201L207 200ZM215 200V201H210V200ZM126 201L127 202V204L128 205H130V206H125V204L122 202V201ZM167 200V201H166ZM184 201V202H183ZM120 202H122V203H120ZM125 202V203H126ZM180 202L181 203H183V204H180ZM205 202V203H204ZM206 202L208 203V205L210 206H208L207 204H206ZM210 202V203H209ZM213 202V203H212ZM218 202V203H217ZM139 203V204H138ZM177 203V202H176ZM201 203V204H200ZM216 203V204H215ZM132 204H133V206H132ZM135 204V205H134ZM205 205V207H204V209L203 210H201L202 208H203V206ZM213 204H214V206H213ZM255 204V205H254ZM117 205H119V206H117ZM120 205H122V206H120ZM125 206V207H124ZM208 207H209V209H208ZM187 208V209H186ZM201 208V209H200ZM213 210H212V209ZM243 208V209H242ZM182 209H184V210H182ZM206 209V210H205ZM208 209V210H207ZM236 209H238V210H236ZM119 210V211H118ZM122 210H124V211H122ZM178 210V211H177ZM189 210H191V212H189ZM222 210V211H221ZM113 211V212H112ZM194 211V212H193ZM199 211H202L203 213L205 212V211H207V212H205V213H207V214H211L210 215V218H209V215H208V217L206 218L205 217V213L204 214H202V216H199L198 215V213H199ZM215 211V212H214ZM224 211H225V213H224ZM116 214H115V213ZM175 212L176 213H178V214H175ZM195 212H198L197 213V216H195V217H197V218H199V217H203V219H206V221L205 220H203L202 218H200V219H197V218H195L194 217V215L192 216V214L193 213H195ZM212 212H213V214H212ZM114 213V214H113ZM127 213V214H126ZM172 213V214H171ZM192 213V214H191ZM256 213V214H255ZM261 213V214H260ZM121 214V215H120ZM126 214V215H125ZM216 215V214H219L218 216L216 215V216H212V215ZM232 214H234V215H232ZM240 214V215H239ZM259 214V215H258ZM171 215V216H170ZM186 215V216H185ZM189 215H191L192 217H194V219L196 220V221H198V222H196L194 219L192 220L191 218V216H189ZM253 215H254V217H253ZM174 216V217H173ZM178 216V217H177ZM179 216H181L180 218H179ZM184 216V217H183ZM199 216V217H198ZM121 217H123V216H121ZM126 217V218H125ZM152 217H154V219L152 218ZM162 217V218H161ZM164 217H166V219L164 218ZM171 217V218H170ZM176 217V218H175ZM187 217V218H186ZM234 217V218H233ZM117 218H118V220H120L119 222H118V220H117ZM164 218V219H163ZM252 218H254V219H252ZM117 221H116V220ZM148 219V220H147ZM190 220V221H188V220ZM109 220V221H108ZM149 220H151V221H149ZM153 220V221H152ZM203 220V221H202ZM208 220V221H207ZM212 220V221H211ZM257 220V221H256ZM107 221V222H106ZM123 221V222H122ZM142 221V222H141ZM159 221V222H158ZM173 221V222H172ZM179 221H181V222H179ZM185 221H188V222H185ZM193 221V222H192ZM200 221H201V223H200ZM231 221V222H230ZM114 222L116 223L115 225H114ZM142 224V226H141V224ZM153 223V225H152V223ZM226 222V223H225ZM233 222V223H232ZM130 223V225H128ZM132 223H133V225H132ZM139 223V224H138ZM209 225H208V224ZM232 223V224H231ZM125 224H126V226H125ZM139 225V226H137V225ZM204 224V225H203ZM236 224V225H235ZM113 225L114 226H116V227H113ZM124 225V226H123ZM157 225V226H156ZM178 225V228L179 227H181V228H177L176 226ZM191 225H194V226H191ZM198 225V226H197ZM200 225H202L201 227H199ZM223 225V226H222ZM109 226V225H108ZM109 226V227H110ZM187 226H188V228H187ZM197 226V227H196ZM108 227V228H109ZM124 228V230H123V228ZM134 227V228H133ZM171 227V228H170ZM173 227V228H172ZM219 227V228H218ZM107 228V229H108ZM126 228V229H125ZM145 228V230H144V232H148V234H150V236L151 237H157L158 235H161V234H165L166 236H165V243H164V246L162 247V248H160V246H156L157 244H155V242H154V240H148V241H152V242H150L151 244H149V242H148V245H147V242L146 243H144V242H141V236L138 238V236H137V238H136V236H135V234H137V235H139L140 233L142 234V232H141V229H144ZM175 228V229H174ZM193 228L195 229V230H193ZM150 229V230H149ZM190 229H192V231L190 230ZM128 230H130V231H128ZM215 230V231H214ZM112 231V232H111ZM120 231V232H119ZM133 231V232H132ZM155 231V232H154ZM159 231V232H158ZM167 233H169L170 232V234H166V232ZM175 231V232H174ZM196 231V232H195ZM200 231V232H199ZM140 232V233H139ZM158 233V235H156L157 233ZM165 232V233H164ZM173 234H172V233ZM179 232V233H178ZM198 232V233H197ZM111 233V234H110ZM191 233H195L194 235L192 234L191 236H190V234ZM222 233V234H221ZM262 233V234H261ZM112 234H114V235H112ZM140 234V235H141ZM155 234V235H154ZM177 234V235H176ZM217 234V235H216ZM117 235V236H116ZM119 235V236H118ZM179 235V236H178ZM203 235V236H202ZM134 236V237H133ZM188 236H190V237H188ZM204 237V238H203ZM133 238V239H132ZM167 238V239H166ZM203 238V240H201ZM214 238V239H213ZM127 239V240H126ZM197 239V240H196ZM216 239V240H215ZM140 240V241H139ZM179 240V241H178ZM193 240H195V241H193ZM118 241V242H117ZM169 241V242H168ZM114 242H117L118 243V245H117V243H114ZM125 242V243H124ZM133 243V244H132ZM136 243V244H135ZM142 243V244H141ZM144 243V244H143ZM184 243V244H183ZM201 243V244H200ZM257 243V244H256ZM111 246H110V245ZM125 244V245H124ZM155 244V245H154ZM194 244V245H193ZM217 244V245H216ZM253 244H254V246H253ZM101 245V246H100ZM167 247H166V246ZM201 245V246H200ZM116 246V248H112V247H115ZM120 246V247H119ZM147 248H146V247ZM151 246V247H150ZM154 246H156V248H154ZM191 246V247H190ZM223 246V247H222ZM253 246V247H252ZM102 247V248H101ZM110 247V248H109ZM125 247V248H124ZM148 247H149V250H147L148 249ZM104 248V249H103ZM135 248V249H134ZM145 248V249H144ZM165 248V249H164ZM178 248H179V250H178ZM108 249H111V250H108ZM114 249V250H113ZM118 250V251H116L115 252V250ZM121 249V250H120ZM122 249H124V250H128V251H130V252H128L127 250L126 251H124V250H122ZM155 249V250H154ZM191 249V250H190ZM198 249V250H197ZM106 250V251H105ZM132 250V251H131ZM141 250V251H140ZM144 250V251H143ZM172 250V251H171ZM102 251H104V253L102 252ZM124 253V254H127L126 256H124V254L122 253V252ZM183 251H184V253H183ZM194 251V252H193ZM198 251V252H197ZM100 252V253H99ZM117 252H118V254H117ZM149 252V255L147 254ZM152 254H151V253ZM163 252V253H162ZM203 252H204V254H203ZM121 253V254H120ZM159 253V254H158ZM96 254V255H95ZM103 254V255H102ZM151 254V255H150ZM162 254H165V255H162ZM177 256H176V255ZM193 254V255H192ZM117 255V256H116ZM130 255V256H129ZM139 255H140V257L143 255L144 256V258H142V259H140V257H139ZM146 255V256H145ZM159 257H158V256ZM174 255V256H173ZM224 255V256H223ZM231 255V256H230ZM114 256V257H113ZM120 256V257H119ZM186 256V257H185ZM190 256V257H189ZM102 257H105V259L104 258H102ZM119 257V258H118ZM154 257V258H153ZM176 257V258H175ZM179 257H181V258H179ZM103 260H102V259ZM113 258V259H112ZM116 258V259H115ZM191 258V259H190ZM224 258V259H223ZM118 259V260H117ZM130 259H132V260H130ZM147 259H149V260H147ZM189 259V260H188ZM195 259V260H194ZM259 259V260H258ZM263 259V260H262ZM95 261L96 260V262H93V261ZM105 260V262H103ZM114 260V261H113ZM138 260H140V262L138 261ZM178 260V261H177ZM184 260H186V261H184ZM190 260H192V261H190ZM230 260V261H229ZM88 261H90V262H88ZM135 261H137V262H135ZM241 261V262H240ZM257 261V262H256ZM260 261V262H259ZM98 262V263H97ZM240 262V263H239ZM85 263V264H86Z\"/></svg>", "mask_w": 264, "mask_h": 264}]
</instances>
